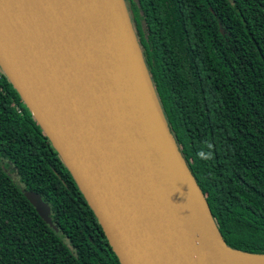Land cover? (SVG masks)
<instances>
[{"label":"trees","instance_id":"obj_1","mask_svg":"<svg viewBox=\"0 0 264 264\" xmlns=\"http://www.w3.org/2000/svg\"><path fill=\"white\" fill-rule=\"evenodd\" d=\"M162 113L226 246L264 255V0H123ZM50 208L46 224L25 198ZM0 264H120L0 69Z\"/></svg>","mask_w":264,"mask_h":264},{"label":"water","instance_id":"obj_2","mask_svg":"<svg viewBox=\"0 0 264 264\" xmlns=\"http://www.w3.org/2000/svg\"><path fill=\"white\" fill-rule=\"evenodd\" d=\"M0 69L120 264H234L171 135L123 0H0ZM25 198L52 226L49 206Z\"/></svg>","mask_w":264,"mask_h":264},{"label":"bare ground","instance_id":"obj_3","mask_svg":"<svg viewBox=\"0 0 264 264\" xmlns=\"http://www.w3.org/2000/svg\"><path fill=\"white\" fill-rule=\"evenodd\" d=\"M231 258L234 264H264L263 257L251 258V257L231 255Z\"/></svg>","mask_w":264,"mask_h":264}]
</instances>
